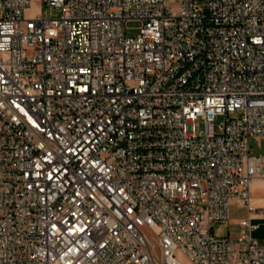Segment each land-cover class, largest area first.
Segmentation results:
<instances>
[{
	"label": "built area",
	"instance_id": "1",
	"mask_svg": "<svg viewBox=\"0 0 264 264\" xmlns=\"http://www.w3.org/2000/svg\"><path fill=\"white\" fill-rule=\"evenodd\" d=\"M0 1V264H264V0Z\"/></svg>",
	"mask_w": 264,
	"mask_h": 264
},
{
	"label": "rangeland",
	"instance_id": "2",
	"mask_svg": "<svg viewBox=\"0 0 264 264\" xmlns=\"http://www.w3.org/2000/svg\"><path fill=\"white\" fill-rule=\"evenodd\" d=\"M174 7H177L175 5ZM45 14L48 17L59 18L63 14V10L61 7L52 6L47 3L44 6ZM42 13V1L41 0H33V4L31 9L26 11L27 16H33L36 14ZM142 22L140 20H129L126 22V34L128 36H137L140 33V27ZM225 120V115L217 114L214 117V128L217 132H221V125ZM189 128L192 131H196L200 133L205 128V123L202 118H197L194 122L189 123ZM251 144L253 147V154H263L264 155V136L260 137H252ZM223 222H216L213 224V230L217 235H222V233L226 230V228L222 225ZM182 264H194L189 259L184 256H181Z\"/></svg>",
	"mask_w": 264,
	"mask_h": 264
},
{
	"label": "crops",
	"instance_id": "3",
	"mask_svg": "<svg viewBox=\"0 0 264 264\" xmlns=\"http://www.w3.org/2000/svg\"><path fill=\"white\" fill-rule=\"evenodd\" d=\"M255 155L260 156L262 166L259 174L255 177L252 184L251 202L254 206L260 209V213L256 214L253 219L258 223V227L254 230V236L260 243L264 244V155ZM246 215L247 208L240 205L238 201L233 200L231 202V216L227 221L222 223V225L226 228L222 235H227L234 245L237 244V236L240 231L239 221Z\"/></svg>",
	"mask_w": 264,
	"mask_h": 264
},
{
	"label": "water",
	"instance_id": "4",
	"mask_svg": "<svg viewBox=\"0 0 264 264\" xmlns=\"http://www.w3.org/2000/svg\"><path fill=\"white\" fill-rule=\"evenodd\" d=\"M0 9H1V1H0Z\"/></svg>",
	"mask_w": 264,
	"mask_h": 264
}]
</instances>
